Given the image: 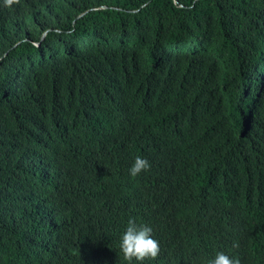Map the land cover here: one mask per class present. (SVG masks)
Wrapping results in <instances>:
<instances>
[{
	"label": "trees",
	"instance_id": "16d2710c",
	"mask_svg": "<svg viewBox=\"0 0 264 264\" xmlns=\"http://www.w3.org/2000/svg\"><path fill=\"white\" fill-rule=\"evenodd\" d=\"M130 219L264 264V0H0V264H129Z\"/></svg>",
	"mask_w": 264,
	"mask_h": 264
},
{
	"label": "clouds",
	"instance_id": "9594fccd",
	"mask_svg": "<svg viewBox=\"0 0 264 264\" xmlns=\"http://www.w3.org/2000/svg\"><path fill=\"white\" fill-rule=\"evenodd\" d=\"M19 3L20 0H4V4L8 7ZM150 167L147 159L137 156L129 172L131 176L136 177L141 172L148 171ZM152 232V228L147 225L138 226L133 219L128 221L126 231L121 238L120 250L129 264L133 259L142 264L145 259L155 260L159 256L161 248L159 242L152 237ZM209 264H239V261L230 258L224 252H218Z\"/></svg>",
	"mask_w": 264,
	"mask_h": 264
}]
</instances>
